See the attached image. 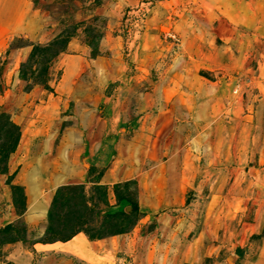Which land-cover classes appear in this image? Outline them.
I'll return each instance as SVG.
<instances>
[{"label":"rangeland","instance_id":"1","mask_svg":"<svg viewBox=\"0 0 264 264\" xmlns=\"http://www.w3.org/2000/svg\"><path fill=\"white\" fill-rule=\"evenodd\" d=\"M167 115L196 118L180 176L149 153L119 168L118 133ZM12 141L0 264H264V0H0V154ZM55 191L83 196L88 262L32 248L66 241Z\"/></svg>","mask_w":264,"mask_h":264},{"label":"crops","instance_id":"2","mask_svg":"<svg viewBox=\"0 0 264 264\" xmlns=\"http://www.w3.org/2000/svg\"><path fill=\"white\" fill-rule=\"evenodd\" d=\"M103 92V91H102ZM164 97L168 98L169 92L164 91ZM99 102H102L106 108L105 110L114 108V105H117L116 101L109 99L107 97L100 98ZM119 102V101H118ZM121 103V102H119ZM181 103V102H180ZM109 118L104 117L103 122L107 124L109 120L111 122H116V118L114 116ZM148 117H144L143 119H147ZM137 120V119H135ZM153 126L149 129V131L143 132H122V134L118 133V140L117 145L120 150L123 151V154L121 155L118 166L120 168L121 165L127 163L128 166L126 168H132L134 172H139L143 166L137 165V163L134 160V156L140 160L142 155L149 153V155H152V160L157 161L162 158L155 159L157 157H163L166 156L165 162L162 165H156L154 164L155 169L153 171L155 173H162L166 172V175L164 178L174 179L178 176H180L182 172V167L185 166L187 161V155H189V151L191 148L195 146L194 143H192V139L190 136V128L187 125H190L193 120H196L194 117L190 116H181L178 119H175L173 116L167 115L163 116L162 118H156L154 119ZM136 122V121H133ZM202 123V122H201ZM107 134V133H106ZM104 133H100L96 138L100 139L99 143L93 142L92 145H94L90 149V154L92 156L87 155L89 158V162L92 164H95L96 162V155L94 154V149L96 148L97 151L102 152V150H105L106 143L103 141V139H107V135ZM102 136V137H100ZM102 138V141H101ZM94 139V137L92 138ZM91 139V140H92ZM94 141V140H93ZM113 142V141H112ZM115 142V141H114ZM88 149V150H89ZM92 150V151H91ZM92 152V153H91ZM97 154V157L98 155ZM107 153H102L99 157H106ZM92 157V158H90ZM115 157V156H114ZM139 167V170L137 169ZM113 168V167H112ZM112 168L108 169V173L110 177L114 174V170ZM144 169V168H143ZM151 170H149V173H153ZM122 173V170L120 171V175ZM147 173V171H146ZM155 174H151L149 177H153V180H156ZM80 176V175H79ZM78 176L77 181L80 179ZM150 182H152V179H150ZM159 182V181H157ZM159 189V188H158ZM170 204H172L170 202ZM10 207L6 205V207L3 208L5 211L4 214H2V219L11 218L13 217L14 213L9 209ZM41 212V211H36ZM35 215V213H34ZM12 218L11 220H13ZM80 235L75 234L70 239L64 241V242H34L32 248H37L41 250H52V247L57 246V248H60L61 252H65L68 254H71L76 262H80L85 260L84 258H90V251L91 248H87V243H89L86 238L79 237ZM84 247L83 249L81 248ZM51 248V249H50ZM56 251H54L55 253ZM58 252V251H57ZM86 253L85 255H79ZM88 262V260H85ZM174 264V261L172 262Z\"/></svg>","mask_w":264,"mask_h":264},{"label":"trees","instance_id":"3","mask_svg":"<svg viewBox=\"0 0 264 264\" xmlns=\"http://www.w3.org/2000/svg\"><path fill=\"white\" fill-rule=\"evenodd\" d=\"M50 50H51L50 46H47V45L36 47V51H39V52L43 53L44 55L47 54L48 51H50ZM11 127H13V129L18 128L15 124H12V123H11ZM14 139L16 140L18 138L15 137ZM13 144H14V142L12 141V145H11V148H10L8 154L7 153L6 154H0V163L4 162V160L7 159L9 153L13 152V150H14ZM4 152H6V151H4ZM0 166H4V163L0 164ZM1 171H2V168H0V172ZM73 188L74 187H71V189H73ZM68 189H70V187L65 186V187L60 188L58 191L61 193L63 190H68ZM56 192L57 191H55L56 195L54 194L55 197L52 200V207H53L54 203H58L59 206L65 207V212L60 213L63 216H61L62 219L59 221H56L54 219V217H53V222L51 221L52 216H53L52 212H51V215L50 214L48 215V219H49L48 222L51 221L50 223H48L49 224L48 230L51 231V226L53 224V227H56V226L59 227L61 232H68V234L65 233L64 235L60 236L59 238L54 239V240L64 241V240L70 239L72 236H74L76 233H78L80 231V227L82 226L83 220H84V215H85L84 211H86L88 207H86L83 204V201H82L83 196L80 195V193H78L76 195L73 194V196L66 198L63 201V198H60V197L58 198L59 192H57V193ZM104 202H105V199H104ZM48 213H49V211H48ZM82 230L87 234L88 238L95 237V235L90 234L87 231V229L85 230V228H84ZM46 242H49V241L46 240Z\"/></svg>","mask_w":264,"mask_h":264}]
</instances>
